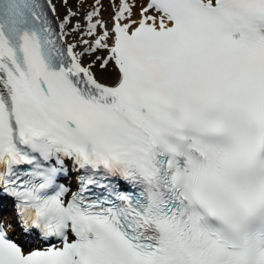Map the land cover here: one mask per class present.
<instances>
[{
	"label": "snow or ice",
	"instance_id": "1",
	"mask_svg": "<svg viewBox=\"0 0 264 264\" xmlns=\"http://www.w3.org/2000/svg\"><path fill=\"white\" fill-rule=\"evenodd\" d=\"M113 6L0 0V264H264V0Z\"/></svg>",
	"mask_w": 264,
	"mask_h": 264
},
{
	"label": "rangeland",
	"instance_id": "2",
	"mask_svg": "<svg viewBox=\"0 0 264 264\" xmlns=\"http://www.w3.org/2000/svg\"><path fill=\"white\" fill-rule=\"evenodd\" d=\"M58 3H57V6L56 4L53 6L56 8L59 7V9L61 11L58 10L57 8V12L59 14H57L56 12V9H55V12H56V17H57V20L60 22V24L63 22L64 20V17L68 15V12L69 10H71L73 13H75L74 16L71 17L70 19V23H68L65 27H64V31L65 33H67L66 37H67V40L70 44H77V48H76V51L77 52H80L82 51L86 46L84 44H82L80 41L81 39H84V40H91V37H88L86 35H84V32L87 28V21L85 20V16L86 14H84L85 11H92L93 9H99L101 8V5L100 4H97L96 3V0H84V2L82 3L81 0H68L69 3H64L63 0H57ZM102 2V0H100V3ZM142 2V0H141ZM53 3V2H52ZM116 3V0H109V4H111V9L110 11L108 12V16L107 17H103V20H106L108 18V21L111 20L110 16L116 11V8L113 6L114 4ZM90 4L91 6H93V8L91 9L90 7ZM102 17V16H101ZM79 25V31H73V29ZM102 29H100L101 31ZM87 38V39H85ZM103 53L102 51L100 52H97L95 55H99L101 56ZM95 60V56H84L83 57V62L85 64V66H87L88 63L92 62ZM111 70V68L109 69ZM98 73L99 71L97 70L96 71V74H97V77H98ZM111 73V72H109ZM108 73V77L107 79L105 80H101L102 82H108V80L111 78V76L113 75H110Z\"/></svg>",
	"mask_w": 264,
	"mask_h": 264
},
{
	"label": "bare ground",
	"instance_id": "3",
	"mask_svg": "<svg viewBox=\"0 0 264 264\" xmlns=\"http://www.w3.org/2000/svg\"><path fill=\"white\" fill-rule=\"evenodd\" d=\"M92 1V0H91ZM95 1V0H94ZM51 2H53V3H51ZM69 2H70V0H69ZM69 2H67V3H69ZM140 2H141V0H140ZM50 3H51V6H52V4H56V6H57V3H58V1L57 0H50ZM100 5H101V8H100V10H99V15H97L96 17H95V19H97V18H99V17H107L108 16V12L110 11V9H111V4H109V0H102V2L101 3H99ZM56 6H55V9H56V12H57V8H58V10L59 11H61L60 9H59V7H57L56 8ZM90 7H91V9L93 8V6H91V4H90ZM139 8V3H137V9ZM88 11H85L84 12V14H86ZM54 14H55V12H54ZM57 14H59L58 12H57ZM107 23V26L110 28L111 27V25H112V22H106ZM102 31H103V29H102ZM104 55H106V53L105 52H103V54L101 55V56H104ZM109 72H111V70H109ZM98 78H100L101 80H105V79H107V78H109L108 77V73H104V74H101L100 72L98 73ZM115 79V76L113 75V76H111V78L108 80V82H113V80ZM115 81V80H114ZM105 82V81H104ZM5 217V216H4Z\"/></svg>",
	"mask_w": 264,
	"mask_h": 264
}]
</instances>
